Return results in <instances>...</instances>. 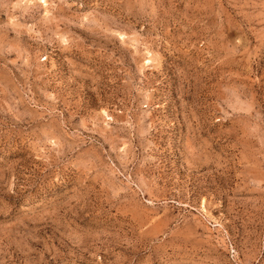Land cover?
<instances>
[{"label": "rangeland", "instance_id": "rangeland-1", "mask_svg": "<svg viewBox=\"0 0 264 264\" xmlns=\"http://www.w3.org/2000/svg\"><path fill=\"white\" fill-rule=\"evenodd\" d=\"M0 264H264V0H0Z\"/></svg>", "mask_w": 264, "mask_h": 264}, {"label": "snow or ice", "instance_id": "snow-or-ice-1", "mask_svg": "<svg viewBox=\"0 0 264 264\" xmlns=\"http://www.w3.org/2000/svg\"><path fill=\"white\" fill-rule=\"evenodd\" d=\"M41 2L43 3V0H41Z\"/></svg>", "mask_w": 264, "mask_h": 264}]
</instances>
